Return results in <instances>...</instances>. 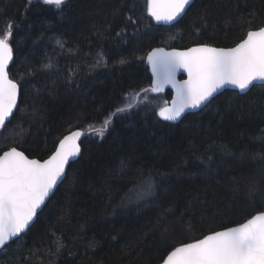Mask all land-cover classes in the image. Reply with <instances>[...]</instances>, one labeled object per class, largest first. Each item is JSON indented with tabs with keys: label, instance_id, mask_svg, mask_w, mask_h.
Listing matches in <instances>:
<instances>
[{
	"label": "trees",
	"instance_id": "1",
	"mask_svg": "<svg viewBox=\"0 0 264 264\" xmlns=\"http://www.w3.org/2000/svg\"><path fill=\"white\" fill-rule=\"evenodd\" d=\"M263 26L264 0H193L168 26L154 23L146 0H67L59 9L0 0V37L12 33L8 73L19 85L0 154L16 147L44 159L65 134L84 131L81 154L28 230L0 249V264L56 236L97 246L53 253L52 264H156L180 244L264 211V85L226 89L177 122L157 115L169 89L148 91L147 100L141 92L152 85V48L230 47ZM133 92L136 106L117 113ZM105 119L101 137L92 129ZM149 180L154 191L128 205Z\"/></svg>",
	"mask_w": 264,
	"mask_h": 264
},
{
	"label": "snow or ice",
	"instance_id": "2",
	"mask_svg": "<svg viewBox=\"0 0 264 264\" xmlns=\"http://www.w3.org/2000/svg\"><path fill=\"white\" fill-rule=\"evenodd\" d=\"M43 2L59 9L67 0ZM191 3L192 0H146V11L154 21L168 23L180 17ZM12 27L10 23L9 28ZM11 35V31H7L0 37V127L6 125L17 107L19 85L8 73L13 59ZM147 60L153 82L150 89H141L145 93L144 100L148 91L160 93L165 85H171L175 90L172 106L160 107L157 115L164 121H177L187 109L206 106L213 94L226 85L244 91L255 86L256 81L264 83V27L248 31L247 37L232 48L198 46L171 52L154 49ZM102 63V60L97 61L98 66ZM178 69L187 72L188 79L178 81ZM139 96L140 92H133L130 100L116 112H126L136 106ZM110 123V119H105L92 131L102 137ZM81 135L80 131H73L64 136L56 150L43 161L29 159L16 147L0 155V246L29 226L45 198L65 174L70 158L81 154L77 143ZM260 140L264 142V131ZM154 189L155 185L149 182L137 199H143V195L151 194ZM255 191V186L250 188V192ZM163 264H264V211L235 227L212 231L201 239L175 247L163 259Z\"/></svg>",
	"mask_w": 264,
	"mask_h": 264
},
{
	"label": "water",
	"instance_id": "3",
	"mask_svg": "<svg viewBox=\"0 0 264 264\" xmlns=\"http://www.w3.org/2000/svg\"><path fill=\"white\" fill-rule=\"evenodd\" d=\"M43 1V0H42ZM192 2H193V0H192ZM189 7V6H188ZM187 7V8H188ZM186 8V9H187ZM186 11V10H185ZM184 14V13H183ZM182 14V15H183ZM181 15V16H182ZM180 16V17H181ZM180 17H178L176 20H174V21H172V22H168V23H164V22H156V21H154L153 19V21H154V23L155 24H159V25H166V26H168V25H171V24H174ZM264 27V26H263ZM256 30H258V29H255V30H250V31H256ZM247 37V35L245 36V38ZM244 38V39H245ZM242 41V40H241ZM240 41V42H241ZM240 42H238V43H240ZM238 43H236L235 45H233V46H230V47H221V46H215V45H209V44H195V45H192V46H189V47H186V48H176V47H164V46H157V47H154V48H152L148 53H147V55H146V57H145V64H146V66L148 67V71H149V73H150V75H151V77H152V82H153V75H152V69H151V65L148 63V60H147V56H148V54L150 53V52H152L154 49H164V51L165 52H171V51H173V50H176V51H185L186 49H188V48H191V47H198V46H208V47H214V48H232V47H235ZM11 46V45H10ZM12 61V60H11ZM11 61L9 62V65H10V63H11ZM10 78V77H9ZM11 79V78H10ZM176 79L178 80V81H183V80H186V79H188V75H187V72H185L183 69H178L177 70V73H176ZM13 80V79H12ZM13 81H15V80H13ZM16 82V81H15ZM18 84V83H17ZM255 85H264V83H261L260 81H256L255 82ZM251 88V87H250ZM166 89H169L170 91H171V96H170V98L169 99H167L166 100V102H165V104L162 106V107H165V106H167V107H171L172 106V101H173V98H174V96H175V90L171 87V85H165L164 86V89H163V91H165ZM226 89H229V90H235V91H237V92H239V93H241V94H243V93H246L249 89H246V90H244V91H241L240 89H238V88H236L235 86H233V85H226V86H224V87H222V88H220V89H218L217 90V92L216 93H214L213 94V97H215L217 94H219L220 92H222V91H224V90H226ZM18 98H19V89H18V97H17V103H18ZM212 98H210V100H211ZM204 106H201V108H199V109H187L186 111H185V113H183L182 114V116H181V118L186 114V113H189V112H196V111H199L200 109H202ZM15 110V109H14ZM11 118V117H10ZM180 118V119H181ZM179 119V120H180ZM179 120H177V121H179ZM177 121H173V122H177ZM4 127V126H3ZM3 127H0V131L3 129ZM73 131H80L81 133H82V135H81V137H79L78 138V140H77V143L80 145V140H81V138H82V136L84 135V131L82 130V129H79V128H76V129H74V130H72V131H70V132H68L67 134H65L64 136H66V135H69L71 132H73ZM63 136V137H64ZM63 137L61 138V139H63ZM60 139V140H61ZM59 140V141H60ZM59 141H58V143H57V145H56V147L59 145ZM56 147H55V149H54V151L56 150ZM80 147H81V145H80ZM10 149V148H9ZM9 149H7V150H9ZM7 150H5V151H7ZM17 150L18 151H22V150H20V149H18L17 148ZM53 151V152H54ZM4 152V151H3ZM3 152L0 154V155H2L3 154ZM23 152V151H22ZM52 152V153H53ZM51 153V154H52ZM50 154V155H51ZM26 155V154H25ZM49 155V156H50ZM80 155V154H79ZM79 155L78 156H76V157H73V158H70V162H69V164L71 163V162H73L74 160H76L78 157H79ZM48 156V157H49ZM29 157V156H28ZM48 157H46V158H44V159H39V160H41V161H43V160H45V159H47ZM29 159H38V158H33V157H29ZM68 164V165H69ZM68 165H66V170H67V168H68ZM65 174H66V171H65ZM65 174L62 176V178H61V180H59L58 181V183H57V185L54 187V189H53V191L52 192H50L49 193V196L48 197H46L45 198V202L41 205V207L37 210V214H38V212L42 209V207L44 206V204L47 202V200L49 199V197L53 194V192L55 191V189H56V187L58 186V184L62 181V179L64 178V176H65ZM257 214V213H256ZM255 215V214H254ZM36 217H37V215H35L34 217H33V220L32 221H30L29 222V226L23 231V232H21L20 234H18L17 236H14V237H11L10 239H9V241H7L6 242V244H8V243H10V242H12L13 240H15V239H17L18 237H20L24 232H26L27 230H28V228L32 225V223L35 221V219H36ZM251 218V217H250ZM249 219V218H248ZM245 221H243L242 223H244ZM239 224H241V223H239ZM238 224H236V225H233V226H230V227H235V226H237ZM224 229V228H223ZM223 229H220V230H223ZM220 230H217V231H220ZM203 238V237H202ZM201 239V238H200ZM195 241V240H194ZM190 242H193V241H190ZM190 242H186V243H190ZM5 244V245H6ZM5 245H3V246H0V249H2ZM181 245V244H180ZM180 245H178V246H180ZM178 246H176V247H178ZM175 248V247H174ZM173 248V249H174ZM172 249V250H173ZM171 250V251H172ZM168 255V254H167ZM167 255L164 257V259L167 257ZM156 264H163V260L162 261H160V262H158V263H156Z\"/></svg>",
	"mask_w": 264,
	"mask_h": 264
},
{
	"label": "rangeland",
	"instance_id": "4",
	"mask_svg": "<svg viewBox=\"0 0 264 264\" xmlns=\"http://www.w3.org/2000/svg\"><path fill=\"white\" fill-rule=\"evenodd\" d=\"M162 106V104H159V108ZM149 182H152L149 180ZM147 182L144 186L141 188L139 187L136 189L133 193V195L129 198V200L126 201L128 205H134L137 204L142 199H137L140 195L143 193V188L147 186L149 183ZM148 195H143V199L147 198ZM97 246V242L92 240L89 242H74L72 244H68L62 241V239L59 236H56L55 241L52 245L47 246L45 248H39V249H21L20 252H18L16 255L11 256L12 264H25V263H41V262H48V264H52L53 262V253L56 254V256L61 255L63 253H66L67 255H75L78 253L81 249L84 247L86 248H94ZM52 258V259H51ZM1 262V261H0Z\"/></svg>",
	"mask_w": 264,
	"mask_h": 264
}]
</instances>
